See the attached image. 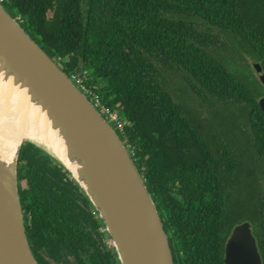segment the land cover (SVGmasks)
I'll return each instance as SVG.
<instances>
[{
    "label": "trees",
    "instance_id": "1",
    "mask_svg": "<svg viewBox=\"0 0 264 264\" xmlns=\"http://www.w3.org/2000/svg\"><path fill=\"white\" fill-rule=\"evenodd\" d=\"M0 2L66 75H81L119 117V137L132 149L174 264H223L230 231L242 222L252 224L264 264V115L258 106L264 88L228 71L215 54L233 38L242 49L239 61L250 58L264 73V0ZM164 72L209 107L233 110L235 141L243 140L248 153L236 155L220 125L206 132L194 123L169 80L163 81ZM243 171L255 178L252 212L237 208L232 198ZM17 180L26 236L37 258L45 246L53 257L66 248L77 257L88 246L87 264L116 263L102 245L93 208L57 162L25 142Z\"/></svg>",
    "mask_w": 264,
    "mask_h": 264
},
{
    "label": "water",
    "instance_id": "2",
    "mask_svg": "<svg viewBox=\"0 0 264 264\" xmlns=\"http://www.w3.org/2000/svg\"><path fill=\"white\" fill-rule=\"evenodd\" d=\"M264 88V73L253 64ZM9 91V93H8ZM25 97L40 132L18 139L0 156V264H38L25 232L18 193L20 148L27 142L58 163L100 219L118 264H174L168 237L151 196L119 135L0 2V130ZM258 106L264 115V95ZM38 130V131H39ZM0 133V142L6 138ZM223 264H262L249 222L232 228Z\"/></svg>",
    "mask_w": 264,
    "mask_h": 264
},
{
    "label": "rangeland",
    "instance_id": "3",
    "mask_svg": "<svg viewBox=\"0 0 264 264\" xmlns=\"http://www.w3.org/2000/svg\"><path fill=\"white\" fill-rule=\"evenodd\" d=\"M227 40L228 42L225 43L223 49L221 48L219 50H216V59H219L218 61L225 65L228 71L235 74L237 77L246 81L247 83L252 84L251 86L259 89L257 87V83L260 82H257L258 78L253 67L254 61L245 56L243 57V60L239 61V59H242V49L240 48L238 41L233 38H228ZM164 73L168 75V78L162 75L163 81L166 83L169 80V90L173 94V97L176 99L178 104L180 103L184 107V109H187L186 112L189 113V116L192 119H194V123H198V125L202 126L203 130L206 132L210 130V127L212 128V126L214 127L216 124L220 125L227 131L228 134H230V137L233 140V146L236 155L240 151L248 153L247 146L245 145L243 140H241V142L235 141V134L238 131L233 116L235 112L233 110L226 109L222 106L209 107L207 104L203 103L201 99L197 98L194 94L190 93L189 90L185 89L182 84L174 76L171 75V73ZM246 153H243V155L241 156V160L245 168L247 161L249 162ZM259 172V170L255 171L254 169L252 174L256 175L259 178L261 177ZM254 182L255 178L250 177L246 173V171H243V175L236 185V191L233 193L232 197L236 202L235 205L237 206V208L241 210L247 209L251 211V201L254 205V200L253 197H250V192H253V190L255 189ZM262 185L263 186H261V189L263 191L264 181H262Z\"/></svg>",
    "mask_w": 264,
    "mask_h": 264
},
{
    "label": "bare ground",
    "instance_id": "4",
    "mask_svg": "<svg viewBox=\"0 0 264 264\" xmlns=\"http://www.w3.org/2000/svg\"><path fill=\"white\" fill-rule=\"evenodd\" d=\"M9 93V91H8ZM11 104L13 100H8L9 95L4 94V98ZM26 99L22 97L19 103L14 102L12 107V123L10 120L5 118L4 128L6 130V138H2L0 142V156L4 158H10L11 154L14 151L16 141L21 139L23 136L32 135L34 133L40 132L38 128H41L43 125L42 119L36 113L29 112L26 108ZM3 118L0 120L2 121ZM4 129L0 130V133L5 131ZM39 130V131H38Z\"/></svg>",
    "mask_w": 264,
    "mask_h": 264
},
{
    "label": "flooded vegetation",
    "instance_id": "5",
    "mask_svg": "<svg viewBox=\"0 0 264 264\" xmlns=\"http://www.w3.org/2000/svg\"><path fill=\"white\" fill-rule=\"evenodd\" d=\"M77 202H78V200H77ZM94 213H95V211H94ZM95 216L97 217L96 213H95ZM99 223L101 226L99 229V233L103 237L102 245L106 247V248H104V247H102V248L109 249V251L107 253H109L111 251H112V253H114V251L111 247L109 238H108V236H107V234L103 228V225H102L100 219H99ZM28 226H30V221H28ZM29 246H30L32 254H33V256H34V258L38 264H87V261L91 260V257H92L90 249L88 248V246H86V248H82V249L79 248L80 250H78L77 252H79V254H81V255H78L77 257L73 254V252L70 248H66V249H64V251H62L61 249L58 250L57 256L53 257V256H51L50 247L45 246V248L41 249V251L39 253V257L37 258V255L35 254L33 247L30 245V242H29ZM50 246H52V245L50 244ZM95 258H99V257H95ZM115 258H116V256H115ZM100 261H101V259H100ZM115 264H118L117 259H116Z\"/></svg>",
    "mask_w": 264,
    "mask_h": 264
},
{
    "label": "built area",
    "instance_id": "6",
    "mask_svg": "<svg viewBox=\"0 0 264 264\" xmlns=\"http://www.w3.org/2000/svg\"><path fill=\"white\" fill-rule=\"evenodd\" d=\"M16 20L18 21V19ZM68 77L73 82V84L81 92L85 94V96L89 99V101L96 108V110L101 114V116L108 122L110 126H112L113 130L118 135L123 134L124 126L120 122L119 117L104 103L103 99L99 96L98 93L94 92L93 90H91L85 85L84 78H82L81 75L76 74V73H72L68 75ZM126 148L131 156L132 155L131 147L126 146Z\"/></svg>",
    "mask_w": 264,
    "mask_h": 264
}]
</instances>
